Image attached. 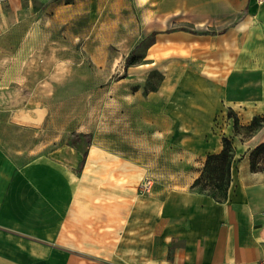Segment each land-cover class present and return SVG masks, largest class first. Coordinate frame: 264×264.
Returning a JSON list of instances; mask_svg holds the SVG:
<instances>
[{
    "label": "crops",
    "instance_id": "1",
    "mask_svg": "<svg viewBox=\"0 0 264 264\" xmlns=\"http://www.w3.org/2000/svg\"><path fill=\"white\" fill-rule=\"evenodd\" d=\"M155 1L179 2L190 29L163 32L199 43L210 70L199 75V93H182L184 84L170 98L161 93L167 116L131 139L127 154L104 137L86 156L72 144L13 156L47 124L50 106L0 93V264H264V170L250 163L264 125L242 139L224 123L229 108L242 127L264 113V71L249 68L264 67V2ZM23 3L0 4V50L3 38L28 31ZM1 73L17 80L9 68ZM224 135L235 155L228 197L218 201L192 184ZM146 177L153 188L140 193Z\"/></svg>",
    "mask_w": 264,
    "mask_h": 264
},
{
    "label": "rangeland",
    "instance_id": "2",
    "mask_svg": "<svg viewBox=\"0 0 264 264\" xmlns=\"http://www.w3.org/2000/svg\"><path fill=\"white\" fill-rule=\"evenodd\" d=\"M23 2L29 12L27 33L16 30L1 40L7 48L0 50V93L8 89L32 96L23 98L24 104H49L50 116L24 147H15L13 156L28 158L63 144L77 146L86 156L89 144L104 137L127 154L124 147L131 139L154 133L167 116L168 102L161 93L170 98L183 84L182 93H199V75L210 70L205 65L209 55L201 54L199 43L163 32L190 29L177 1ZM35 26L40 33L29 32ZM3 68L17 80L3 81ZM119 119L121 127L115 126ZM230 120L234 133L249 137L246 127L235 130L232 117H225L224 123Z\"/></svg>",
    "mask_w": 264,
    "mask_h": 264
},
{
    "label": "trees",
    "instance_id": "3",
    "mask_svg": "<svg viewBox=\"0 0 264 264\" xmlns=\"http://www.w3.org/2000/svg\"><path fill=\"white\" fill-rule=\"evenodd\" d=\"M196 32V31H193ZM153 31L152 34H155ZM129 55L128 60L132 63ZM228 116L233 118L234 128L238 130L239 118L233 109H229ZM264 125V113L255 115L251 122L245 127L249 131V136L253 135ZM241 126V125H240ZM88 137L90 133H85ZM235 155V146L231 137L223 136V148L219 152L207 155L204 168L199 177L192 184L193 188L210 194L218 201H224L228 197V189L231 182V170ZM251 170H264V141L255 146L250 152ZM211 188H207V186ZM199 187V188H197Z\"/></svg>",
    "mask_w": 264,
    "mask_h": 264
},
{
    "label": "built area",
    "instance_id": "4",
    "mask_svg": "<svg viewBox=\"0 0 264 264\" xmlns=\"http://www.w3.org/2000/svg\"><path fill=\"white\" fill-rule=\"evenodd\" d=\"M6 0H0V4H3ZM258 4H262L264 0H256ZM154 185V180L151 177L144 178L139 184L140 193H149Z\"/></svg>",
    "mask_w": 264,
    "mask_h": 264
}]
</instances>
